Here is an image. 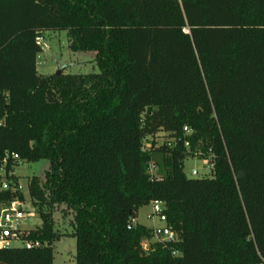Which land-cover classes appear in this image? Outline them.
Masks as SVG:
<instances>
[{"label":"trees","instance_id":"trees-1","mask_svg":"<svg viewBox=\"0 0 264 264\" xmlns=\"http://www.w3.org/2000/svg\"><path fill=\"white\" fill-rule=\"evenodd\" d=\"M61 30L98 73L39 74L37 38ZM197 151L210 176H187ZM42 159L28 182L41 225L21 234L41 246L0 248V264H55L63 206L75 264L264 259V0H0V211L25 199L15 167ZM154 200L179 241L147 250L153 230L132 221Z\"/></svg>","mask_w":264,"mask_h":264},{"label":"rangeland","instance_id":"rangeland-1","mask_svg":"<svg viewBox=\"0 0 264 264\" xmlns=\"http://www.w3.org/2000/svg\"><path fill=\"white\" fill-rule=\"evenodd\" d=\"M43 50L38 54L37 70L41 75H51L59 70L65 74H87L98 73L100 71L96 64V52L94 51H73L70 49L69 36L66 30L45 31L43 33ZM165 134L158 135V141L162 142ZM51 167L47 159L37 162H23L18 164L14 173L19 177L21 190L24 193V206L26 211L35 213L33 218H27L24 221V227L27 231H33L41 225V219L36 213V208L31 202L28 190V182L32 176H37L41 180L45 179V173ZM196 169L197 175L192 171ZM185 171L190 178H200L211 175V170L204 165V160L198 158H189L185 161ZM151 205H146L139 210L138 217L132 221L133 224L141 223L148 226L151 230L156 223L148 217ZM55 220V229L62 234L60 239L54 244V262L55 264H75L74 256L76 254V237L73 235V214L66 210L65 206L58 208L53 213ZM147 243L145 247L153 245L154 236L144 240ZM18 245V243H16Z\"/></svg>","mask_w":264,"mask_h":264},{"label":"built area","instance_id":"built-area-1","mask_svg":"<svg viewBox=\"0 0 264 264\" xmlns=\"http://www.w3.org/2000/svg\"><path fill=\"white\" fill-rule=\"evenodd\" d=\"M182 2L183 0H178ZM186 32H188L185 29ZM37 42L39 44H43V38L38 37ZM184 135L185 136H192L193 130L192 128L185 126L184 129ZM166 134L163 138V141L158 144H162L165 141L168 142L167 144L169 146L177 144L176 141H180L181 139H176L175 137L166 138ZM158 138V137H157ZM185 147H190L189 140H184ZM9 157H12L14 159H18V154L12 153L11 155H7L5 157V162ZM194 158L202 159L204 160V165L208 167V169H212L214 167V161H213V155L209 153L207 156H204V154L201 151H197L194 155ZM150 172L154 176L155 174V167L153 165H150ZM193 175H197L198 171L194 169L192 171ZM2 175V185L1 187L3 189H8L9 183L5 179V171L4 169L1 170ZM19 189H21V185H19ZM151 205V211L150 214H148V217L152 220H155L156 223L152 226L153 229V236L156 242L167 245L170 243H176L179 241L178 233L172 228L171 225L168 224V211L162 201L154 200L150 203ZM35 216V213L32 211H26L24 206V201L21 200H14L11 201L9 204L2 207L0 211V248H10L16 243L20 244L22 243L26 248L33 249L41 246L40 241H32V240H23L21 238V234L23 231L27 230L24 226V221L27 218H33ZM147 245L146 242H143V246L145 249L149 250V247H145ZM172 254L174 256H177L180 254L178 250H173ZM256 264H264V259L262 258L261 261H259Z\"/></svg>","mask_w":264,"mask_h":264},{"label":"water","instance_id":"water-1","mask_svg":"<svg viewBox=\"0 0 264 264\" xmlns=\"http://www.w3.org/2000/svg\"><path fill=\"white\" fill-rule=\"evenodd\" d=\"M59 72V71H58Z\"/></svg>","mask_w":264,"mask_h":264}]
</instances>
